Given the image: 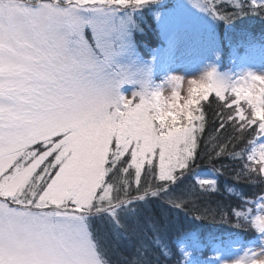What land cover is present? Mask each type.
Returning <instances> with one entry per match:
<instances>
[{
	"label": "rangeland",
	"instance_id": "rangeland-1",
	"mask_svg": "<svg viewBox=\"0 0 264 264\" xmlns=\"http://www.w3.org/2000/svg\"><path fill=\"white\" fill-rule=\"evenodd\" d=\"M263 43L264 0H0V264H108L91 225L117 242L149 227L171 246L183 223L175 259L146 243L159 260L264 264L259 188L236 215L260 232L244 251V234L205 256L188 246L204 226L180 200L215 181L194 161L208 103L253 142L261 181L264 60L245 52ZM158 202L167 215L148 213Z\"/></svg>",
	"mask_w": 264,
	"mask_h": 264
},
{
	"label": "trees",
	"instance_id": "trees-1",
	"mask_svg": "<svg viewBox=\"0 0 264 264\" xmlns=\"http://www.w3.org/2000/svg\"><path fill=\"white\" fill-rule=\"evenodd\" d=\"M221 36V39L219 36L218 40L215 39L211 43L214 49L226 47L225 38L228 37ZM238 133L234 130L232 119H228L219 107L209 103L206 104L194 161L199 169H212L215 173V181L211 188L195 182L189 183L180 197L183 207H186L192 215H198L201 220L198 222L199 225L206 228H199L202 230L198 232L197 237L199 238L196 240L194 236L193 239L186 236L190 240L186 241L187 245L198 248L201 254L204 252L202 256L210 254L211 247L215 241L230 240L237 235L246 234L244 229H241L242 226H240V222L243 220L242 217L240 215L239 218L236 217L240 210L239 206L246 199V196L254 194L256 189L259 188L260 192H264L263 178L261 177L264 176L261 169L262 165L261 167L258 166V174L261 181H255L256 179L252 177L253 168L251 162L254 164L255 161V155H252L253 142L249 144L248 137L244 138ZM115 175V180L119 181L117 179L119 175ZM259 182L260 184H258ZM260 192L256 193L255 200L258 195H261ZM155 205L148 213L154 214L159 211L160 214L162 210L163 215H167L168 207L159 202ZM252 205L254 212L255 202ZM175 214L177 215L175 219L173 220V212L170 215V219L179 223V219H183L184 216H180L179 212ZM157 217L155 216L153 220L156 225ZM125 218L126 216L119 219L122 225L125 224L126 226ZM250 219H248L249 226L252 224ZM90 228L98 250L108 264H167L166 261L159 260L158 256H155V252L151 251L146 243L149 242L158 254L164 256V258H169L170 256L172 258L175 252L174 249L178 250L179 248V240L185 238L184 236L188 230L184 223L183 226L178 224L175 229L173 227L169 228V233L170 235L172 234L171 240L173 239V249V245L169 246V244L164 243L158 236V232L156 236L152 233L149 234V227L145 228L142 237L135 234L131 240L122 242L112 241L111 235L105 236L102 230L94 228L92 225ZM123 228L126 229V227ZM251 228L253 229L254 227L251 226ZM203 229H205V232H203ZM175 233L177 234L174 235ZM173 259H175V256H173Z\"/></svg>",
	"mask_w": 264,
	"mask_h": 264
},
{
	"label": "snow or ice",
	"instance_id": "snow-or-ice-1",
	"mask_svg": "<svg viewBox=\"0 0 264 264\" xmlns=\"http://www.w3.org/2000/svg\"><path fill=\"white\" fill-rule=\"evenodd\" d=\"M130 5H135V4L130 2L127 6H130ZM100 28H101V32L106 34L107 26L105 25L103 21H101ZM257 227L264 230V224H258Z\"/></svg>",
	"mask_w": 264,
	"mask_h": 264
}]
</instances>
